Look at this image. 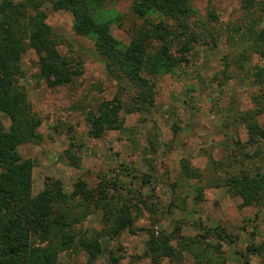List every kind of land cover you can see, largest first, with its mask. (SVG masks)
Here are the masks:
<instances>
[{"label":"rangeland","instance_id":"1","mask_svg":"<svg viewBox=\"0 0 264 264\" xmlns=\"http://www.w3.org/2000/svg\"><path fill=\"white\" fill-rule=\"evenodd\" d=\"M37 1L58 36L60 53L80 74L50 88L37 78L36 52L28 48L21 57L19 84L41 119L40 140L17 148L34 163L32 194L42 190L46 177L59 179L66 192L82 178L90 187L106 186L117 206L130 205L131 229L114 237L105 233L101 210L93 209L77 224L84 235L100 238L95 264H113L112 255L119 258L116 264H155L147 254L151 231L177 235L175 256L160 264H264V205L243 206L241 198L215 185L228 171L264 173V138L250 142L246 121L253 116L264 127V53L254 49L248 31L252 16L239 0H192L197 15L189 19L191 29L208 30L213 38L200 39L186 53L187 62L152 78L153 104L122 111V127L100 138L88 135L86 114L119 93L117 81L106 72L94 38L74 32L71 13L56 10L50 0ZM132 2L104 0L93 10L123 46L146 23L135 16ZM263 27L264 14L254 30ZM157 44L152 40V46ZM177 49L173 42L171 52L178 55ZM132 92L126 89L121 98L128 101ZM3 121L8 127L7 117ZM70 153L79 159L78 167L70 165ZM182 160L201 172L200 180L184 177ZM179 236L187 239V248ZM86 258L85 251L69 249L59 254L58 264H84Z\"/></svg>","mask_w":264,"mask_h":264},{"label":"trees","instance_id":"2","mask_svg":"<svg viewBox=\"0 0 264 264\" xmlns=\"http://www.w3.org/2000/svg\"><path fill=\"white\" fill-rule=\"evenodd\" d=\"M50 1L56 10L71 13L76 34L94 38L106 72L117 81L119 93L102 100L96 111L86 114L88 135L92 138H100L107 130L120 129L122 111L146 110L154 101L151 79L187 62L186 53L200 39L213 38L208 30L191 29L189 19L197 15L192 0H133V13L146 23L135 30L124 46L111 33L109 22L95 18L93 10L104 0ZM239 2L252 16L248 31L254 37V49L264 53V27L259 32L254 30L256 19L264 14V0ZM40 5L37 0L0 2V264H58L61 252L76 248L86 252L84 264H95L101 253L100 238L84 235L77 224L93 209L101 210L105 233L114 237L121 230L131 229L130 205L117 206L114 197L107 194L106 186L93 188L82 178L76 179L72 190L66 192L59 179L46 177L42 190L33 195L34 163L23 159L17 149L23 142L40 140L41 119L33 112L25 89L19 84L24 75L21 57L27 49L36 52L37 78L50 88L71 83L75 74H80L73 71L72 60L60 53L58 36L47 24ZM208 15L216 19L213 11ZM154 39L157 46H152ZM173 42L178 45V55L171 52ZM129 88L133 90L130 99L123 100L121 93ZM3 116L9 120L8 127ZM246 121L250 142L264 138V127L253 116ZM68 158L70 165L79 166V159L73 154ZM181 172L187 179H201V172L188 160L181 161ZM215 185L224 186L229 194L241 198L243 206L264 205V173L260 171H228ZM197 195L200 199V194ZM214 229L221 233L222 228ZM224 236L230 238L228 234ZM176 237L172 232L149 233L147 254L153 263L160 264L162 258L175 256L172 240ZM179 238L182 247L190 245L184 236ZM214 248L219 251V246ZM111 259L113 264L119 260L113 255Z\"/></svg>","mask_w":264,"mask_h":264}]
</instances>
